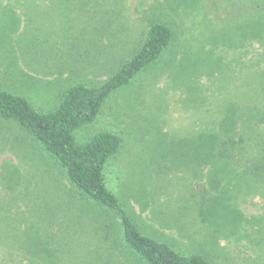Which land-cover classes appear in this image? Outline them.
<instances>
[{
	"label": "rangeland",
	"instance_id": "1",
	"mask_svg": "<svg viewBox=\"0 0 264 264\" xmlns=\"http://www.w3.org/2000/svg\"><path fill=\"white\" fill-rule=\"evenodd\" d=\"M159 20L171 44L74 131L79 144L119 136L105 168L119 210L0 116V264H149L124 239L122 209L179 253L264 264V197L241 154L221 152L243 94L264 88V0H0V89L54 110L70 87L113 77Z\"/></svg>",
	"mask_w": 264,
	"mask_h": 264
},
{
	"label": "trees",
	"instance_id": "2",
	"mask_svg": "<svg viewBox=\"0 0 264 264\" xmlns=\"http://www.w3.org/2000/svg\"><path fill=\"white\" fill-rule=\"evenodd\" d=\"M174 35L168 22L150 23L141 48L113 77L100 86L77 84L70 87L54 110H37L26 98L0 89V116L17 121L38 140L62 165L69 181L84 194L104 206L119 210L121 205L107 188L105 177L107 162L120 148L119 136L104 131L89 142L79 144L74 131L96 119L103 101L111 92L156 62L174 40ZM251 92L254 93L243 94L242 126L233 136L222 139L221 145L226 147L221 152L226 157L241 154L236 163L238 170L245 180L254 181L255 186H259V196L264 197V88ZM120 214L125 241L149 264H210L203 255L179 253L167 243L142 234L123 209Z\"/></svg>",
	"mask_w": 264,
	"mask_h": 264
}]
</instances>
